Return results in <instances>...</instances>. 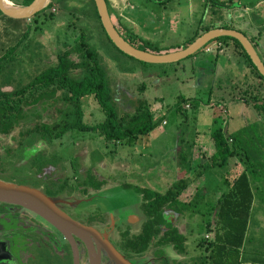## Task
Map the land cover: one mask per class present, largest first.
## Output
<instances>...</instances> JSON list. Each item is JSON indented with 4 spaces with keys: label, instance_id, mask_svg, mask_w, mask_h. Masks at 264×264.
<instances>
[{
    "label": "rangeland",
    "instance_id": "1",
    "mask_svg": "<svg viewBox=\"0 0 264 264\" xmlns=\"http://www.w3.org/2000/svg\"><path fill=\"white\" fill-rule=\"evenodd\" d=\"M105 3L117 31L126 40L151 52L174 50L199 23L222 19L229 26L238 28L243 4L249 6L242 13L243 18L251 13L264 28V0H115L114 3L105 0ZM93 5L92 0H51L50 6L40 9L29 20L6 21V17L0 14V47L17 43L9 57L0 60V88L24 82L44 65L54 64L56 52L70 47L74 38L83 33V38L96 50L100 64L106 70L111 99L117 109L131 111L135 97L141 96L153 109L156 123L147 133L128 143L104 142L97 131L74 127L53 138L51 143L36 141V148L54 149L58 159L53 166H46L36 175L28 176L40 179L38 188L52 186L59 175L66 176L70 183L86 172L92 179H100V185L88 187V192H81L79 185L75 184L69 194L59 193L58 204H72L66 209H72L79 219L88 221L98 219L100 213L112 222L122 221L124 214L127 221L136 216L129 226L130 232L138 228L139 217L144 219L140 188L163 191L179 176L183 177L186 184L177 198L189 201L187 206L183 205L180 212L174 211L173 214L164 209L166 213L170 212L166 220L178 219L172 223L179 231L183 230V251H176L169 244L159 248L151 239L142 253L122 255L131 264H195L196 259L206 252L205 246L197 241L211 236L204 235V231H208L205 223L213 222V204L224 186L219 183L226 176L225 170L231 168L236 172L245 164L239 150L236 155L227 157V162L221 166L210 164L213 159L209 136L212 117L220 120L223 133L228 134L227 137L232 135L234 141L243 139L245 146L259 143L260 156H263L264 108L261 107H264V80L250 78L230 48L211 41L174 61L141 62L111 44L101 29ZM253 24L239 28L250 36L258 28ZM219 48L222 51H217ZM255 48L261 57L256 45ZM70 57L76 59L77 54L73 52ZM140 81L145 85L141 93L136 87ZM180 97L186 100L179 101L180 108L175 110L174 104ZM79 104L82 121L92 123L103 118L104 112L90 93L84 94ZM71 110L72 106H69L64 117L67 120L75 116ZM51 113L56 118L63 117L62 114L55 115V110ZM190 148H193L191 155ZM188 154L193 160L180 157ZM188 164L193 167L190 172ZM23 169L19 173H23ZM253 186V200L240 249L243 262L247 261L243 264H252V261L264 264V180L254 182ZM196 190L198 194L194 195ZM126 226L120 223V227ZM120 227L113 226L105 233L116 239ZM34 234V231L17 233L22 240L19 255L23 256L22 253L29 250L38 251L33 259L27 260V264H71L68 258L51 255L47 251L48 245L37 248L26 242L27 236L38 237Z\"/></svg>",
    "mask_w": 264,
    "mask_h": 264
},
{
    "label": "trees",
    "instance_id": "2",
    "mask_svg": "<svg viewBox=\"0 0 264 264\" xmlns=\"http://www.w3.org/2000/svg\"><path fill=\"white\" fill-rule=\"evenodd\" d=\"M11 1L17 4H26L30 0ZM50 4L51 0H48L41 9L50 6ZM36 12L27 19L26 17L22 18L29 20ZM94 12L99 21L95 6ZM0 14L6 17V21L16 19L1 12ZM213 26L212 23H199L192 34L182 44L177 45L175 49L185 46L201 31ZM220 26L227 27V24L220 23ZM101 29L103 30L102 26ZM105 36L109 40L106 34ZM215 39L230 40L237 51L244 56L254 76L264 80L236 38L220 35L209 39L200 47H205L208 42ZM248 39L255 46L256 43L251 35L248 36ZM129 42L133 44L131 41ZM111 44L122 52L112 42ZM16 46L17 43L7 47L1 46L0 60L7 59L6 57H9ZM73 52L77 54L76 59L70 57ZM262 61L264 63V60ZM74 72L78 74L73 75ZM136 87L137 91L141 93L145 85L140 81ZM86 93H90L94 97L104 112L101 120L92 123L81 120L79 103L80 98ZM111 97L109 78L106 70L100 64L96 50L88 45L83 38V33L78 34V38H74L70 47L56 52L54 64L44 65L24 82H18L10 88H0V139L2 140L0 142V165L2 166L0 167L3 169L11 167L10 170L12 171H19L24 168L23 171L27 176L22 179L30 185L38 186L40 179L28 175H36L44 167L53 166L58 155L54 149L46 151L44 147L36 148V141L51 143L53 138L61 136L66 129L74 127L78 130L97 131L104 142L120 144L131 142L138 135L147 133L154 127L156 119L153 109L150 108L149 103L144 98L135 97L133 109L128 112L119 111ZM184 100L186 99L183 97L177 99L174 104L175 110L180 108L178 102ZM69 106H72L71 111L75 116L67 120L64 117L68 114ZM50 108L55 110L57 113L55 115L62 114L63 117L52 116ZM209 136L213 147L211 152L213 159L210 160V164L215 163L221 166L227 162V157L236 155L238 150L243 155L245 164L236 172L231 168L228 169L229 172L227 169L225 170L226 176L219 183L220 185L224 184L225 187L223 186L220 190L213 204V222L207 221L205 223L206 230H211L212 234L208 239L205 236L204 239L199 238L197 241V244L204 245L206 249V252L199 256L198 262L199 264H237L240 260H244L240 248L248 212L253 200L254 190L252 187H254V182L264 180V155L260 156L262 149H260L259 143L245 146L244 142L246 141L243 139L234 141L232 135L227 137L228 134L223 133L220 120L216 117H212ZM228 138L229 141H227ZM180 157L182 158V156ZM32 179L35 180L32 181ZM74 181L77 182L74 183ZM100 183V179L94 180L86 172L83 177L76 176L73 183L68 182L66 176L59 175L51 183L52 186L45 185L44 188L47 195L51 196L59 192L69 194L74 189L73 187H76L75 184L79 185L78 189L81 192H88V187L96 188ZM185 184L184 178H178L163 191L140 188L143 197L141 207L144 219L136 231L130 232V224L119 231L120 234L115 239V244L119 250L126 254L137 255L146 250L150 240L153 239L159 248L169 244L174 250L183 251V234L170 220L166 219H169L167 215L170 212V214H173L174 211L180 212L183 205L184 207L187 206L186 202L189 201H180L177 198ZM197 194L198 190L195 191L194 195ZM164 209L171 211L166 213ZM97 218L95 220L104 222L106 215L100 213ZM91 221L93 219L87 220V223Z\"/></svg>",
    "mask_w": 264,
    "mask_h": 264
},
{
    "label": "water",
    "instance_id": "3",
    "mask_svg": "<svg viewBox=\"0 0 264 264\" xmlns=\"http://www.w3.org/2000/svg\"><path fill=\"white\" fill-rule=\"evenodd\" d=\"M10 4L0 0V12L13 18L29 17L41 9L48 0H30L26 4ZM99 22L109 40L122 52L138 60L146 62H169L182 58L202 46L209 39L229 35L238 40L257 71L264 77V63L258 56L255 48L248 37L241 31L224 26H214L201 31L185 46L167 52H151L141 49L127 41L115 28L105 3V0H93ZM0 200L20 204L38 215L45 218L50 224L58 229L70 242L72 253V264H78V252L72 235L85 243L88 253L87 264H99L100 249L110 264H131L120 253L112 243L90 224H84L70 217L60 209L53 200V197L40 191L37 187L27 184L14 183L0 179ZM136 217V216H135ZM128 221H132L128 219ZM112 224V219L109 221ZM93 240V242L91 241Z\"/></svg>",
    "mask_w": 264,
    "mask_h": 264
},
{
    "label": "flooded vegetation",
    "instance_id": "4",
    "mask_svg": "<svg viewBox=\"0 0 264 264\" xmlns=\"http://www.w3.org/2000/svg\"><path fill=\"white\" fill-rule=\"evenodd\" d=\"M254 47V46H253ZM4 139V138H3ZM0 142L2 140L0 139ZM2 166V165H0ZM11 168V167H10ZM9 169H3L0 167V179L6 180L14 183H20V184H27L22 178L24 176H27L26 173H19V171H12ZM7 170V171H6ZM15 173V175H13ZM40 185V184H39ZM38 185V186H39ZM33 186V185H30ZM38 186H33L37 187ZM40 191L47 194L45 191L44 186L41 188H38ZM52 190V189H51ZM61 193V192H59ZM59 193L55 195H51L53 197L55 204L62 209L64 212H66L70 217L78 220L81 223L84 224H90L96 227V229L100 232V234H104L106 238L112 243V245L120 252L123 253L115 244V239L110 238L108 233H105L106 231H109V229L113 226L120 227V223L123 222L127 225H132L133 221H127L126 215L122 216L121 219L113 221L112 224L109 223V218L106 217L104 222L98 221L93 219L90 223H87L86 219H79L76 216V213L73 212L72 209L67 210L66 207L73 206L72 204H58L57 200L59 199L58 195ZM67 195V194H66ZM50 196V195H49ZM73 212V213H72ZM75 213V215H73ZM121 217V214H119ZM84 216V214H83ZM142 219V217H139ZM14 221V222H13ZM15 221L17 223H15ZM18 224V225H15ZM129 225V226H130ZM121 229L124 227H120ZM119 229L117 232L116 238H118ZM19 231H34L37 236H27L25 238L26 242H30V244L33 247L41 248L42 245H45L47 247V251L52 255H56L58 258H68L70 263L72 264V253H71V245L70 242L62 235V233L56 229L52 224H50L48 221L45 220L44 217L38 215L37 213L31 211L30 209L12 202L2 201L0 200V264H27V260L33 259L35 257V253L37 254L38 251H25L23 256L19 255L18 252H20V249L18 248L22 244V240L18 238L17 233ZM34 234V235H35ZM73 241L76 245V249L78 252V264H87L88 263V253L85 246V243L77 238L75 235H72ZM93 242V240L91 239ZM49 254V255H50ZM123 255L128 256L126 253H123ZM44 258V256H43ZM99 264H110L107 260V257L104 255L103 251L100 249L99 252ZM49 262V261H48Z\"/></svg>",
    "mask_w": 264,
    "mask_h": 264
},
{
    "label": "crops",
    "instance_id": "5",
    "mask_svg": "<svg viewBox=\"0 0 264 264\" xmlns=\"http://www.w3.org/2000/svg\"><path fill=\"white\" fill-rule=\"evenodd\" d=\"M113 3L115 2V0H111ZM112 5V4H111ZM228 6V5H227ZM227 6H223V8H228ZM113 8H114V6H113ZM241 8H242V12H240V11H237L236 13H239L241 16H240V18L242 17V20L240 19V21H241V23L240 24H237L238 25V28H236V27H234V26H229L228 24H227V27H230V28H235V29H237V30H239V31H241L242 33H244L243 32V30H241V28H239V27H243V28H247L248 26L250 27L253 23L252 22H254L255 23V25L254 26H256V27H258V28H256V30H255V32L254 33H251L250 35H251V37L253 38V40L255 41V45H256V47H258V49L260 50V52H261V57H260V59L261 60H264V28H262L263 27V23H261L260 21H259V19H257L256 17H252L251 16V13H249V14H246V15H250V16H244V18H243V14L242 13H245L246 12V10L249 8V6H248V4H243V5H241ZM116 14V13H115ZM204 23H208V24H210V23H212V24H214V26H220V23H226V21H224V20H222V19H217V20H215V21H209V22H203V23H200V24H204ZM257 24V25H256ZM213 26V27H214ZM245 34V33H244ZM246 35V34H245ZM253 35V36H252ZM247 37H248V35H246ZM211 42H215L216 44H222V45H224V47L225 48H230V50H231V54L233 55V54H235L236 55V57H237V63H240L239 61H241L242 62V66L246 69V71H245V73H248V74H250V75H248L250 78H254L255 76H251L252 74H253V72L250 70V68L248 67V65H247V62H246V59L244 58V56L242 55V54H240L238 51H237V49L234 47V45H233V43L230 41V40H226V41H224V40H222V39H215V40H213V41H211ZM255 47V46H254ZM222 48H223V46H222ZM255 50H256V48H255ZM217 51H222L221 50V48H219ZM217 51H215V54H217ZM218 52V53H219ZM257 52V51H256ZM258 54V53H257ZM216 55H215V57H214V60L216 61ZM230 57V56H229ZM263 58V59H262ZM243 72V71H242ZM241 73V72H240ZM244 73V74H245ZM256 79H259V78H257V77H255ZM186 149V148H185ZM193 148H190V155H191V150H192ZM187 150V149H186ZM184 154V153H183ZM189 154L187 155V156H185V155H183L182 157L184 158V157H187V158H190L191 160H193L191 157H189L190 156ZM189 165V164H188ZM187 165V166H188ZM189 167V169H188V172H190V170L193 168L192 167V165L190 166H188ZM191 167V168H190ZM179 173H181V171L179 172ZM182 176V175H181ZM179 178H183V177H180L179 176ZM166 187H168V186H166ZM150 189H153V188H150ZM164 189V188H163ZM154 190H156V189H154ZM159 191V190H158ZM161 191V190H160ZM179 198V197H178ZM180 201H186V200H182V199H179ZM136 217H129V219H132V221H135L134 219H135ZM178 219H176V221H177ZM142 221V219L139 221V223ZM172 221H175V219H172L171 220V223H172ZM175 221V222H176ZM182 221V220H181ZM173 224V223H172ZM173 225H175V224H173ZM176 227H177V225H175ZM177 230H178V228H177ZM179 231V230H178ZM183 231V230H182ZM182 231H179V232H181L182 233ZM205 232V234L206 235H211L212 234V231L210 230V232H208V231H204ZM204 234V235H205ZM169 246V245H168ZM241 251V250H240ZM242 256H243V253H242ZM196 263L195 264H199V262H198V258L196 259ZM247 262V261H246ZM245 261L243 262V260H240V264H243V263H246ZM253 262V263H252ZM251 263L252 264H259L258 262H255V261H252ZM239 263H237V264H239ZM262 264V263H261Z\"/></svg>",
    "mask_w": 264,
    "mask_h": 264
},
{
    "label": "bare ground",
    "instance_id": "6",
    "mask_svg": "<svg viewBox=\"0 0 264 264\" xmlns=\"http://www.w3.org/2000/svg\"><path fill=\"white\" fill-rule=\"evenodd\" d=\"M5 3L7 4H10V1L9 0H4Z\"/></svg>",
    "mask_w": 264,
    "mask_h": 264
},
{
    "label": "built area",
    "instance_id": "7",
    "mask_svg": "<svg viewBox=\"0 0 264 264\" xmlns=\"http://www.w3.org/2000/svg\"><path fill=\"white\" fill-rule=\"evenodd\" d=\"M28 18V17H27ZM206 235V234H205Z\"/></svg>",
    "mask_w": 264,
    "mask_h": 264
}]
</instances>
